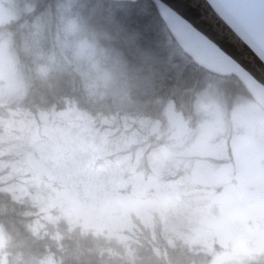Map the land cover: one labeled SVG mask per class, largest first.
Wrapping results in <instances>:
<instances>
[{"label":"rangeland","instance_id":"rangeland-1","mask_svg":"<svg viewBox=\"0 0 264 264\" xmlns=\"http://www.w3.org/2000/svg\"><path fill=\"white\" fill-rule=\"evenodd\" d=\"M57 13L56 24L50 15L41 17L35 25L43 27L41 34L25 42L40 80L75 73L110 97L118 88L128 94L118 75L131 79L144 60L129 55H145L131 47L135 32L118 23L114 11L101 12L88 0H66ZM14 63L1 51L0 107L29 93L25 70L17 73ZM206 81L189 118L171 105L164 121L124 118L122 127L109 121L99 135L74 108L61 118L42 112L38 120L10 110L0 118L3 190L16 200L30 197L44 221L63 216L127 249L141 226L159 227L171 247L196 254L190 264H244L260 254L252 246L251 221L238 213L247 208L242 199L251 186L264 187V110L244 98L228 116L220 81ZM4 236L0 228V252Z\"/></svg>","mask_w":264,"mask_h":264},{"label":"trees","instance_id":"trees-1","mask_svg":"<svg viewBox=\"0 0 264 264\" xmlns=\"http://www.w3.org/2000/svg\"><path fill=\"white\" fill-rule=\"evenodd\" d=\"M65 1L60 0V9ZM88 1L101 12L114 11L118 23L135 32L137 41L132 44V49L144 50L143 56L129 55L132 61L144 60L136 66L137 71L130 74L131 79H126L125 73L118 75L117 84L130 87V92L126 94L118 88L117 94L110 97L111 92L103 91L100 85L94 86L89 78L75 73H65L57 80H40L41 72L37 74L34 61H29V69L33 72H24V78L31 81L28 95L11 105L1 106L0 118L10 116L8 112L13 110L24 116L28 114L26 119L38 120L42 112L51 114L74 108L90 121L89 128L98 135L107 129L105 122L109 121L118 127L123 126L124 118L139 122L164 121L171 105L189 118L209 76L220 81L228 108L231 109L236 101L251 98L238 77L214 76L188 57L177 45L152 0L135 3ZM100 24V29L108 32L105 25ZM42 30L37 29L32 37L40 35ZM24 54L28 59L30 55ZM98 128L103 130L100 132ZM3 186L0 184V228L5 232L6 243L0 252V264H190L193 259H198L188 247H171L166 243L159 227L153 232L141 226L138 241L127 250L117 239L83 231L63 216L58 222L44 221L40 219L39 205L30 197L16 200L10 192L3 190ZM38 222L44 225L39 230L35 227ZM244 264H264V254L255 255Z\"/></svg>","mask_w":264,"mask_h":264},{"label":"water","instance_id":"water-1","mask_svg":"<svg viewBox=\"0 0 264 264\" xmlns=\"http://www.w3.org/2000/svg\"><path fill=\"white\" fill-rule=\"evenodd\" d=\"M152 1L188 57L214 75L238 77L264 110V0Z\"/></svg>","mask_w":264,"mask_h":264},{"label":"flooded vegetation","instance_id":"flooded-vegetation-1","mask_svg":"<svg viewBox=\"0 0 264 264\" xmlns=\"http://www.w3.org/2000/svg\"><path fill=\"white\" fill-rule=\"evenodd\" d=\"M60 5V0H49L46 3L44 0H0V54L1 51L7 52L9 58L12 57L15 62L17 71L19 67L20 69L24 67L26 72H33L28 66V62H32L33 58L29 56L27 59L24 54L25 42L37 33L39 28L35 29V25L41 17L50 15L53 23L56 24ZM258 184L251 186L250 196L242 199L247 208L238 214L251 221L248 227L251 236L255 239L252 241V246L260 254H264V187Z\"/></svg>","mask_w":264,"mask_h":264}]
</instances>
